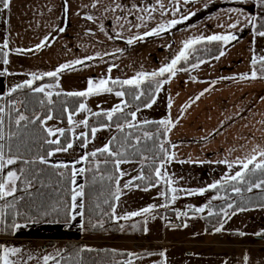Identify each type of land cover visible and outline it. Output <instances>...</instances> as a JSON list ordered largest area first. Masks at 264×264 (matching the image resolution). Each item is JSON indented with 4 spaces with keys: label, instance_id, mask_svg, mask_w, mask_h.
Here are the masks:
<instances>
[{
    "label": "crops",
    "instance_id": "crops-1",
    "mask_svg": "<svg viewBox=\"0 0 264 264\" xmlns=\"http://www.w3.org/2000/svg\"><path fill=\"white\" fill-rule=\"evenodd\" d=\"M161 2L164 8H160L157 0H101L96 8H92L90 5L93 0H12L10 10L0 16V43L8 38L12 49H34L48 35L49 46L33 52L12 51L9 64L0 65V70L7 68L12 73L0 77V95L4 96L10 87L30 78V73L51 71L62 63L85 55H95L97 52L102 58L87 62L91 67L78 65L76 71H66L60 78L73 81L71 84L87 85L89 78L103 77L112 64L118 66L109 74L113 79H128L141 71L151 73L170 63L184 40L229 31L219 26L229 16L233 20L237 18L236 13L228 12L229 9L243 8L247 15L255 16L256 13L253 0H248L246 4L240 3V0H195L188 4L183 3V0H179V3L177 0ZM116 3L121 4L122 8L116 12L105 11L106 7L111 9ZM177 7L179 11H173ZM145 8L156 10L149 17L148 12L143 11ZM190 12L196 14L183 20L182 17ZM87 15H93L95 22L88 21L85 18ZM117 16H121L119 23L125 25L124 29L119 27ZM137 17H143V21ZM173 19L181 22L167 28L159 36H146L132 45L127 44L130 36L143 35L145 31L160 24L167 26L168 21ZM134 24H142V27H131ZM101 25L108 35L115 37L116 33H120L121 38L108 40L105 33L100 32ZM57 26L63 27L65 31H54ZM89 30L91 35L88 34ZM231 31L237 40L221 46L224 47L225 56L216 60L214 57L218 53L206 59L208 62L198 69L188 67V72H178L156 95V103L151 108H141L138 113L139 120L159 121L170 116L174 121H179L167 137L176 147L166 145L176 156L167 166V171L178 189L198 191L218 180L222 181L225 175L234 173L239 166L229 169L220 161H235L237 157L247 155L251 147L264 146V78L240 79L241 75L250 74L253 55L258 57L254 29L242 23ZM117 49L121 51L117 52ZM106 52L114 55H104ZM201 92H204L202 96L199 95ZM120 99L115 96L116 104ZM115 131L113 127L100 135L97 132L96 138L102 137L105 144ZM81 154V150H75L68 154H58L50 160L71 161ZM134 161L122 166L129 173L124 177L125 181L138 174L139 160ZM81 181L82 177L78 178V183ZM166 188L165 185L149 191L124 190L118 202L117 215L151 205L152 198ZM204 194L213 197L204 199ZM177 196L174 203L163 198L164 204H171L170 207H156L153 210L157 214L153 219L154 224L142 221L133 227L129 220L130 226L120 229L116 234L82 232L81 217H77L70 223H18L21 227L13 230L11 237L63 243L66 239L92 242L96 240L95 237L103 235L115 244H132L131 252L147 247L148 251L138 254L140 256L164 252V247L177 246V253L179 247H182L186 254L210 261L220 258L222 264H244V256L251 248L259 252V262L252 256L254 263L264 264V238L255 235L258 232L264 233V206L246 208L245 211L236 209V214L230 219L222 217L224 228L217 233L214 229L205 230L202 215L211 211L208 204L223 198L221 195L206 191L189 196L185 191H179ZM200 200H204L201 205ZM200 207L205 208L204 212L194 211ZM159 210L164 212L159 213ZM228 211L231 213L234 210ZM178 212H187L188 215L178 217ZM170 214L172 218L168 217ZM119 221L122 223L123 220ZM145 227L147 232L144 231ZM239 232L245 235L240 236Z\"/></svg>",
    "mask_w": 264,
    "mask_h": 264
},
{
    "label": "snow or ice",
    "instance_id": "snow-or-ice-1",
    "mask_svg": "<svg viewBox=\"0 0 264 264\" xmlns=\"http://www.w3.org/2000/svg\"><path fill=\"white\" fill-rule=\"evenodd\" d=\"M101 0H93L90 5L92 8H96ZM179 3V0H177ZM195 0H183V3H194ZM248 0H240V3L246 4ZM255 4H258L261 8H264V0H253ZM12 0H0V16L6 11L10 10ZM160 8H164L161 0H157ZM85 7H88L87 5ZM207 7V5H205ZM122 5L116 3L111 9L105 8V11L111 10L116 12L121 9ZM155 8H145L143 11L148 12L151 17V12L155 11ZM173 11L178 12L177 7ZM229 13H236L237 18L232 19L231 16L227 20L219 25L221 28H226L229 31L223 33H216L208 36H196L183 41L182 47L178 50L177 54L171 59L170 63H166L160 67L157 71L151 73L137 72L136 75L128 79H113L111 75L112 69L118 67L115 64L108 66L106 74L97 79L89 78L87 80V86L84 90L62 92L60 89V76L66 71H76V66L91 67L92 65L87 63L97 58H102L101 54L97 52L95 55H85L83 58H77L71 61L60 64L54 70L45 71L42 73H30V78L25 79L22 83H17L15 86L10 87L4 95L12 97L18 90L27 89L31 93L38 94L43 98L38 100L39 105L44 108V112L33 111L31 115H26L24 111L16 106L17 103L24 104L23 101H14L10 99L6 106H0V201H5V204L0 207V224L3 223V219L6 216L4 208H15L16 204L8 202V198L16 197V193L20 190L19 185H24V191L33 189L36 184H40L43 187H48L49 184L46 181H50L52 176L56 178V184L59 186L58 191L66 195L63 201L57 200V204L60 208H53L54 211L63 209V214L66 217V222H71L77 219V217L85 216V203L84 199L87 195L85 191V184L78 183V178L84 177L86 173L93 174V182L108 181L110 182L109 197L103 200V204L108 205V210H101V216H108L109 219L116 221L124 220L128 221L133 217H142L151 214L157 205H148L138 211L128 212L124 215H117L118 202L121 199V195L124 194V190H143L149 191L151 188H157L158 186H167L166 190L159 191L158 195L164 198L169 203H174L177 199V193L179 191H185L189 196L203 194L210 189H217L224 184H231L232 192L240 194L242 188L237 185H245L248 192H252L253 189H264V178L251 179L257 173L264 176V146L256 145L251 147L249 153L244 157H237L235 161L223 160L220 163H224L229 169H233L235 165L239 166V169L232 174L225 175L222 181L218 180L207 188H201L198 191L178 189L175 185V181L167 171V166L176 159L175 153L171 152L166 146L168 144L175 148L176 145L172 144L167 139L172 130L179 123L178 120L174 121L170 116L159 121H151L148 119L139 120L138 113L141 112V107H132L127 99H124L127 95L131 94L135 101H140L145 95V91L142 86L147 83L150 86L154 84V92L150 96L149 101L144 102L143 108H151L156 103V95L163 90L165 84L170 83L171 79L177 75L178 72H188V67H178L182 61H190L191 53L196 51V46L203 43H219L222 46H227L230 42L236 41L237 36L233 31L238 28L242 23L247 26L251 25L254 29V35L260 38H264V30H258L254 15H247L243 8H231ZM195 12H190L188 15L183 16V20H188L191 16H194ZM241 17L243 19H241ZM88 21L95 22L93 15H87L85 17ZM137 19L143 21V17H137ZM121 16L116 17V21L121 29L125 28L124 24H120ZM181 20H170L165 24H160L158 27L152 28L150 31H145L143 35H132L127 39V44L132 45L136 41L142 40L146 36H159L167 28H171ZM131 27L140 28L142 24H134ZM259 28L264 29V23L259 25ZM54 31L63 32V27L57 26ZM100 32L105 33L108 40L114 38L120 39V33H116V36L108 35L105 32L103 25L100 26ZM91 35V30H89ZM51 35V33H49ZM49 36L46 35L35 48L21 49L10 48V41L8 38L3 39L0 43V65L9 64V55L12 51L16 53H25L38 51L42 48L48 47ZM120 52V49L116 50ZM104 55H114V53H104ZM226 52L224 47H221L219 54L214 59L219 60L225 56ZM208 61L199 59L197 63H191V69H198L202 64ZM251 71L250 74H243L240 79H257L264 78V55L259 57L253 55L251 58ZM7 68L0 70V77L5 75H11ZM46 78H50L52 83H43ZM159 78V79H158ZM192 79H195L193 77ZM42 82V83H37ZM215 83V82H213ZM128 89H133L134 92L129 93ZM204 91H208L205 89ZM103 94H114L116 97L121 98L120 102L111 107L110 109H103L99 105L98 111H93L88 106V98L93 96H100ZM204 92L199 95L202 96ZM66 96L75 99L74 107L62 106L58 112L53 111L55 101L53 97ZM196 97V99H198ZM0 99H3V95H0ZM64 102H62L63 104ZM26 106V105H25ZM171 107V100H169V108ZM84 114L82 119H76L77 116ZM59 116V123H66V127L50 126L49 121H54ZM93 118H103L100 120L98 126H94L91 121ZM264 123V122H262ZM11 125H15L17 129L21 126L27 128L28 125L39 126V131L42 133L40 140L42 145L45 146L44 153L34 159L24 158L19 153V146L16 145L14 151L13 138L18 135L15 131H6V127L10 129ZM155 126V130H151L146 126ZM115 127V130L119 135L112 136L107 143L102 147H96L91 151H83L82 154L71 161H57L52 162L50 158L57 156L58 154H68L79 147L83 150L88 149L89 144L96 138V134L102 130H111ZM77 129H86L77 132ZM151 141L152 148H148L145 142ZM143 145V147H142ZM7 149V151H6ZM145 151L151 152V155H144ZM103 157V159H101ZM139 157L140 168L138 174L131 176L130 179L124 180L125 176L129 173L122 167L126 164H132L135 161L132 159ZM145 162H148L147 166L150 168V172L145 174L144 166ZM44 165L45 168L37 170L36 164ZM23 164L25 167H20ZM77 165H87L77 167ZM50 168L51 173L47 172ZM136 171V169H134ZM140 181H144L142 186ZM221 198V197H217ZM160 207H168V204L160 205ZM191 208V206H189ZM207 207V206H206ZM97 209H100V204L96 205ZM228 209H233V203H228L227 208L221 209V213L225 218H231L236 214V211L231 213ZM205 208H195L194 211L198 213L204 212ZM246 209L241 207L238 211H245ZM187 212H178L177 216H187ZM209 216L214 215L212 211L208 212ZM155 218L154 216L152 217ZM147 221L145 220V223ZM90 226L91 228H103L104 221L99 219L96 223H92L91 220L82 222L81 228ZM187 227V225H184ZM19 224H11L9 228L12 230L20 228ZM121 229L123 225H120ZM135 227V225H133ZM224 228V221H221L218 227L214 228V231L219 233ZM147 228L144 231L147 232ZM240 236H244V232L238 233ZM255 235L264 238V233H255ZM83 250V249H82ZM91 251V249H87ZM129 257H135L137 259H143L136 253H128ZM147 255H153L147 253ZM161 257L165 256L164 252L159 253ZM60 252L57 251L56 255L47 254L42 257L43 264H61ZM33 257L28 255L25 259L22 255V250L17 247H8L3 243H0V264H27ZM249 257L247 254L244 256V264H248ZM119 264H133L132 259L121 261ZM158 264H166V259L158 262ZM227 264V262H225Z\"/></svg>",
    "mask_w": 264,
    "mask_h": 264
},
{
    "label": "trees",
    "instance_id": "trees-1",
    "mask_svg": "<svg viewBox=\"0 0 264 264\" xmlns=\"http://www.w3.org/2000/svg\"><path fill=\"white\" fill-rule=\"evenodd\" d=\"M255 16L257 17V29L264 30L259 28V25L264 23V8H261L258 4H256ZM221 46V44L216 42L197 45L196 51L191 53L190 61H182L178 67H190L191 63H197L199 59L206 60L212 58L219 53ZM261 75H264V73H261ZM51 81L52 80L50 78H46L43 83H48ZM142 89L145 91V95L140 101H135L131 94L124 97V99H127L132 107L139 106L143 108L144 102L149 101L150 96L154 92V84L150 86L149 84L145 83L142 86ZM128 91L129 93L134 92L133 89H128ZM41 98L43 97L39 96L38 94L31 93L27 89H22L14 93L11 98L7 95H4L3 99H0V106H6L10 99L18 102L23 101L24 104L17 103L16 106L20 108L21 111H24L26 115H31L33 111L42 114L44 112V108H42L38 103V100ZM75 99L76 98L66 97L63 95L60 97L54 96L53 100L55 101V105L52 106L53 111L58 112L62 106H67L69 108L74 107ZM62 102L64 103L62 104ZM59 119V116H57L56 120L59 121ZM102 119L103 118H93L91 123L94 126L98 125ZM146 127H149L151 130H155L154 125ZM5 130H11L18 133V135L13 138V150L15 151V146L18 145L19 153L22 154L24 158L31 160L44 153L45 146L42 145V141L40 140L42 133L39 131L38 125H28L27 128L21 126L20 129H17L15 125H11L10 129L6 127ZM114 135H119V133L115 131L111 137ZM145 144L148 148H152L151 141H147ZM144 155H151V152L145 151ZM101 159H103V157H101ZM132 159L139 160V157H134ZM147 164L148 162H145V174L150 172V168L147 166ZM20 167H25V165L21 164ZM35 168L39 170L40 168H45V166L39 165L37 163ZM51 171L52 170L50 168L47 169L48 173H51ZM257 178H264V176H261L260 173H257L255 176L251 177V179ZM46 183L49 184L48 187H43L40 184H36L33 189L28 191H24V185L20 183V190L16 193L15 199L13 200L11 197L8 198V202L16 204V207L3 209L6 213V216L3 219V223L0 224V236L10 237L13 235V230L9 228V225L11 224L28 222L66 223V217L63 214V209L61 208L59 211L53 210V208H60V206L57 204V200L59 199L60 201H63L66 198V195L58 191L59 186L56 184L55 176H52L51 180L46 181ZM81 183L85 184V191L87 195L84 199L85 216L81 217L80 224L88 220H91L92 223H96V221L99 219L104 221L103 228H91L90 226H86L85 228H81V231L92 234L119 233L121 229L120 221L109 219L108 216H101L100 214L102 209L108 210V205L103 204V200L106 198L110 199V182L99 180L93 182V174L86 173L85 176L82 177ZM139 183H141L142 186L145 184L144 181H140ZM232 186L233 185L231 184H224L222 187H218L217 189L208 190L214 194L221 195L223 198L208 204V207L211 208V211L214 213V215L209 216L208 213L202 215L205 230L210 231L220 224L223 217L221 209H225L228 203H233V209L231 210H236L241 207L246 209L256 206H264V189H253L252 192H248L245 185H237L242 188V192L240 194H236L232 192ZM4 204L5 201H0V207H2ZM97 204H100V209L96 208ZM163 212L164 211L159 210V213ZM47 243L53 244L55 243V240H48ZM87 249H91V251H88ZM146 251L148 250L144 249L131 252L127 249L115 248L105 243L89 244L83 239H66L62 243L60 257H58V259H61L62 257L61 264H119L121 261H126L129 258H132L127 255L128 253L142 254Z\"/></svg>",
    "mask_w": 264,
    "mask_h": 264
},
{
    "label": "rangeland",
    "instance_id": "rangeland-1",
    "mask_svg": "<svg viewBox=\"0 0 264 264\" xmlns=\"http://www.w3.org/2000/svg\"><path fill=\"white\" fill-rule=\"evenodd\" d=\"M255 43H256V50L258 57L261 55H264V38H260L258 36H255ZM98 80V79H97ZM48 82V83H52ZM73 82V81H70ZM68 79L60 78V89L62 92H70V91H80L84 90L87 85H81L79 83L77 84H71ZM89 108H91L93 111H98V105L107 110L116 105L115 95L112 94H103L100 96H93L88 98L87 100ZM84 114H81L80 116H77L76 119H82ZM50 126H59V127H66V125L59 123L58 120L49 121L48 122ZM98 126V125H95ZM81 130L86 129H77V132ZM107 129L99 131L98 135L104 133ZM103 139L102 137L94 139L88 146V149L83 150L79 147L74 148L75 150H81L87 151V150H94L96 147L102 146ZM213 196L211 194H204L203 198L211 199ZM164 199L160 197L159 195L155 196L151 200V205H157V207H160V205L164 204ZM204 202V200H200L199 205ZM181 204V203H180ZM171 204H168V207H170ZM182 206H186L183 204ZM183 207V208H184ZM164 208V207H160ZM155 212V211H154ZM152 212L151 214H148L146 216L142 217H133L131 218V222L137 225H140V223H143L145 220L149 223L154 224L153 222V216L156 217V213ZM169 218H172L173 216L170 214L168 215ZM129 221V220H128ZM128 221H122L121 225H123V228L126 226H130L128 224ZM143 221V222H142ZM151 229V228H150ZM153 230L156 229L153 227ZM96 240L92 242H88L89 244H108L115 248H122V249H128L129 251H133L131 248L132 244L129 243H121V244H115L113 242H110L106 236L99 235L95 237ZM0 243L5 244L8 247H17L22 250V255L26 259L28 255H31L33 259L31 261H28L27 264H43L42 257L47 254H53L56 255L57 251H61L62 242H55V243H47L45 241H42L41 239H34V238H20V237H3L0 236ZM165 246V245H164ZM147 247H143V249H146ZM164 253L165 256L161 257L158 252H151L153 255H143V259H137L135 257L129 258L133 260V264H155L158 263L159 260L163 261L166 259V264H222L221 259H209L203 258V257H194L191 254H186L185 250H182V247H179V251L177 253V246H169L164 247ZM189 250V249H188ZM163 252V251H162ZM177 253V254H176ZM247 254L249 257L248 264H255L254 260L252 259V256L256 257V261L259 262V252L252 250L249 248L247 250ZM264 260V259H263ZM51 264V262H50Z\"/></svg>",
    "mask_w": 264,
    "mask_h": 264
}]
</instances>
